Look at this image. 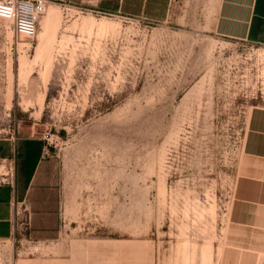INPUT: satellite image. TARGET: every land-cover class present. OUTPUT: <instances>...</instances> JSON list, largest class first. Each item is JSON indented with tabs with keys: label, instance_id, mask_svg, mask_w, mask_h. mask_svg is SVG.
<instances>
[{
	"label": "rangeland",
	"instance_id": "rangeland-1",
	"mask_svg": "<svg viewBox=\"0 0 264 264\" xmlns=\"http://www.w3.org/2000/svg\"><path fill=\"white\" fill-rule=\"evenodd\" d=\"M151 1L45 0L34 37L0 18V141H42L61 196L49 240L20 207L0 264H264L228 215L264 46L216 33L219 0Z\"/></svg>",
	"mask_w": 264,
	"mask_h": 264
},
{
	"label": "crops",
	"instance_id": "crops-1",
	"mask_svg": "<svg viewBox=\"0 0 264 264\" xmlns=\"http://www.w3.org/2000/svg\"><path fill=\"white\" fill-rule=\"evenodd\" d=\"M216 33L248 43L264 46V0H219L217 9ZM41 154L34 171L28 179L24 159L26 141H0V156H17L21 163V172L11 175L10 179L0 181V239L12 237L18 221L17 214L25 205L30 232L33 201L32 196L39 187L52 189L55 183L54 169L59 172V160L50 175L40 170L43 158L54 159L47 153L43 144ZM58 184L59 178H58ZM61 196L58 188L57 223L61 227ZM42 206L37 207L36 220L40 222L46 215H40ZM229 220L237 229L243 231L241 240L251 246L255 253L264 254V101L253 105L242 141L241 158L237 166L232 197L229 203ZM49 240L50 238H44ZM247 247V246H246Z\"/></svg>",
	"mask_w": 264,
	"mask_h": 264
},
{
	"label": "trees",
	"instance_id": "trees-1",
	"mask_svg": "<svg viewBox=\"0 0 264 264\" xmlns=\"http://www.w3.org/2000/svg\"><path fill=\"white\" fill-rule=\"evenodd\" d=\"M158 3H163V0H153ZM151 1V2H153ZM141 3V1H139ZM148 5V4H147ZM125 12L137 13L132 8V3H125ZM147 14H151L152 10L146 11ZM154 15V14H153ZM163 15V14H162ZM26 157L24 159V165L26 167L28 179L30 178L32 172L35 169L39 156L41 154V148L43 147L42 141L37 139H26ZM58 162L57 158H43L40 162V170L47 172V174L53 173L54 165ZM55 173V183L52 186V189L49 188L47 184L46 187L40 186L38 191L32 196L33 208H32V218L30 224L31 235L35 238H51L55 237L59 224L57 223L58 215V178L59 172L54 169ZM42 206V213L40 215H46L44 219L40 222L36 220V211L37 207Z\"/></svg>",
	"mask_w": 264,
	"mask_h": 264
},
{
	"label": "built area",
	"instance_id": "built-area-1",
	"mask_svg": "<svg viewBox=\"0 0 264 264\" xmlns=\"http://www.w3.org/2000/svg\"><path fill=\"white\" fill-rule=\"evenodd\" d=\"M0 5L13 9L11 17L0 18L10 21L16 33L29 37L36 36L41 16L45 12V0H0ZM21 28L24 31H21ZM28 32L31 34H26Z\"/></svg>",
	"mask_w": 264,
	"mask_h": 264
},
{
	"label": "clouds",
	"instance_id": "clouds-1",
	"mask_svg": "<svg viewBox=\"0 0 264 264\" xmlns=\"http://www.w3.org/2000/svg\"><path fill=\"white\" fill-rule=\"evenodd\" d=\"M13 15V9L12 8H6L3 5H0V17H11ZM21 31H24L23 28H21ZM30 35L31 33H26Z\"/></svg>",
	"mask_w": 264,
	"mask_h": 264
},
{
	"label": "bare ground",
	"instance_id": "bare-ground-1",
	"mask_svg": "<svg viewBox=\"0 0 264 264\" xmlns=\"http://www.w3.org/2000/svg\"><path fill=\"white\" fill-rule=\"evenodd\" d=\"M56 12V10L52 7H50L47 11V15H46V24H45V28L47 29L49 23L51 22V17L54 16V13ZM24 42V41H23ZM22 46H23V43H22Z\"/></svg>",
	"mask_w": 264,
	"mask_h": 264
}]
</instances>
